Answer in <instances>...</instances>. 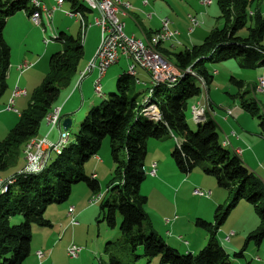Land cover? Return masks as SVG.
I'll return each mask as SVG.
<instances>
[{
  "label": "trees",
  "instance_id": "obj_1",
  "mask_svg": "<svg viewBox=\"0 0 264 264\" xmlns=\"http://www.w3.org/2000/svg\"><path fill=\"white\" fill-rule=\"evenodd\" d=\"M78 10H89L77 0H68ZM223 25L210 30L202 43L179 51H166L158 45L166 59L172 61L182 76L173 84H156L138 92L133 76L120 74L116 90L85 114L73 142H65L59 152L37 172L24 171L28 141L39 135L45 114L55 106L63 88L71 86L84 54L81 37L60 32L55 40L61 47L50 58L49 71L34 89L30 102L19 112L17 123L0 140V264H23L31 253L32 228L52 227L44 212L47 205L65 202L74 184L87 183L99 193L100 184L94 175H86L83 165L96 155L103 138L109 136L114 170L108 182L109 197L102 204L104 221L116 227L121 216L119 237L106 241L108 264H137L160 257V264H230V255L218 241L217 231L241 200L254 207L259 218L257 228L247 235L257 245L264 240V185L240 159L223 145L213 116H186L188 101L201 94L200 80L206 84L213 75L208 64L235 59L242 69L264 66V15L259 9L248 13L251 0H216ZM23 10L32 13L31 0H0V97L8 88L11 48L4 39V25ZM246 29V35L239 34ZM189 69V71H187ZM242 86L243 81L233 78ZM149 96L160 113L158 120L142 114V100ZM241 107L247 112L259 110L255 98L242 97ZM174 138L172 158L183 174L200 166L205 174L216 177L218 186L227 191L225 201L218 204L213 221L201 217L195 225L206 231L207 244L197 252L180 251L152 228L145 213L148 197L140 187L146 179L145 159L148 139ZM21 221L14 223V217ZM248 241L245 246L248 245ZM244 246V247H245ZM238 254V253H237ZM236 254V255H237ZM242 255V251L241 254ZM262 264V263H261Z\"/></svg>",
  "mask_w": 264,
  "mask_h": 264
},
{
  "label": "rangeland",
  "instance_id": "obj_2",
  "mask_svg": "<svg viewBox=\"0 0 264 264\" xmlns=\"http://www.w3.org/2000/svg\"><path fill=\"white\" fill-rule=\"evenodd\" d=\"M46 1L52 2V0ZM77 1L79 4L87 5L83 0ZM148 1L151 10L145 11L144 16L141 15L140 19L145 23L147 28H149V20H152L151 28H153L158 26L159 20L161 22L164 18L168 20L171 18L175 24L173 27L177 28V32L180 35L184 38H187V35L199 37L197 41L201 43L210 30L223 25V20L219 18L221 14L220 6L216 0L209 6L202 5L200 0ZM153 2H156V4ZM257 7L264 13L263 0H251L247 7L248 13ZM70 9V4L67 2L63 8L55 10L51 26L47 27L46 30L33 24L30 18H27L28 21L21 20L20 15L25 14L23 10L15 12L4 25V39H6L11 48L10 52L12 56L16 58L28 51L27 54L33 53L35 57L33 59L30 58L31 62L27 60L30 64L33 63L31 69L21 74L18 72L17 76L14 77L13 84H10L0 97V129L3 127L5 131L1 129L0 132L3 131V137L7 135L9 129L19 119L18 113L11 110L8 111L7 109L16 79L18 80L17 84L20 89L25 87V90H27L26 96L15 98L14 108L20 112L28 105L34 89L41 84L47 75L52 54L61 47L60 42L53 43L54 37L59 33L56 24L67 26V35H76L78 30L80 31L81 23L79 19L76 16L66 15V12H69ZM95 11L88 13L89 22L92 24L94 22ZM120 13L121 11H118V17H120ZM189 13L200 15V18H205V24L200 26V28H203L202 31H205L203 36L200 35L201 33L198 34L199 31L195 35L187 33L189 23L186 17ZM149 14L152 16L149 17ZM95 25L93 24V27L89 28L87 40L88 42L97 44L99 42L98 38H101V29ZM33 28L36 29L34 30ZM200 28L197 30H200ZM246 33L247 31L244 28L239 32L242 36L246 35ZM262 42L264 43V40ZM187 45H190V43H187ZM51 49H54L53 52ZM85 49H88V46ZM180 49H183V47L177 46V51H180ZM45 52L46 56L44 57ZM122 65V63L118 62L109 67L107 78L104 79L103 77L102 86L106 79L113 77V80L111 86L102 90L103 94L95 91L93 87L95 80H92V82L90 79L93 76L89 77L90 80L85 82L84 86L92 94L91 98L93 102L81 105L80 99L76 100L77 111L72 117L74 122L68 130L69 142L74 141L73 139H75L79 126L85 118V113L116 90L119 74H114V72L117 69L120 70L123 67ZM208 70L214 77L212 82H208V85L210 96H212L214 103V110L211 113L217 122L219 137L221 140H228L229 146L227 148L232 154L235 153L236 148L239 149L240 159L255 173L264 185V93H260L257 89L259 83L258 77L264 76V68L242 69L235 59H230L223 62L210 63L208 64ZM233 78L243 81V85L240 86L233 82ZM132 81L137 92L143 89V86L137 83L135 76L132 78ZM66 92L63 88L55 102L60 103V100L64 99L66 95H69L70 98L72 93ZM78 94L79 91L77 96ZM242 97L256 98L260 109L253 114L245 111L240 104ZM199 98L201 97L196 96L191 98L188 101V109H186L188 123L193 128L195 127V123L192 120V110L190 108L192 103ZM235 104L239 105L236 108L241 110L240 113L235 112L233 114L228 110L229 108L232 109L233 107L231 106ZM66 113L68 112L64 109L59 115L63 118ZM44 126L45 121H42L41 127ZM51 138L55 139L54 141L58 140L57 137L51 136ZM149 141L153 143L152 139ZM110 145L109 136H106L103 138L101 147L97 151L98 153L83 165L86 175L90 176L91 173L97 174L98 177L96 178L100 184L99 193L94 194L86 182L80 181L73 185L71 194L65 202L47 205L48 207L44 212V216L52 222L53 226H33L30 244L31 253L23 264H108V257L105 256L106 241L118 239V228L121 223V216L119 215L117 225L114 228L109 227L103 219L102 203L110 195L107 191V185L115 167L110 152ZM151 162L157 163L158 173L156 176H150L148 173L151 170ZM173 162L170 153L162 145L148 149L146 162H144L147 175H145L146 179L142 182L140 188L141 193L148 197L144 208L145 213L151 220L152 228L155 230L162 231L163 234H166V230L175 231L176 234L179 231V233H182L183 238L179 240L181 243L180 247L174 246L178 248L180 253L185 249L183 245L184 241H189L191 247L195 249L193 252H197L203 247L202 245L207 244V241L204 239L206 232L202 228L194 226L195 219L198 215H202V217H206L207 219L208 217L214 218V212H209L210 207H212L210 202L213 199H219L220 194H225L227 197V191L218 186L215 176L205 174V171L200 166L195 167L189 175H179ZM202 179H205L203 185H201ZM193 187L212 188L214 191H217V194L214 198L212 197L213 199L206 200L205 197L193 196ZM71 205L75 206L73 215L69 214ZM254 210V207L246 200H241L230 211V215L220 226V235L225 234L226 236L230 232H234L229 237L230 240L224 237L223 239L220 235L217 237L221 246L230 255V264H264V240L260 245H257L253 239L248 241L247 237L259 225V218ZM73 218H76L79 222L78 225H72ZM20 219L21 217L17 216L11 221L18 223L21 221ZM174 222L177 223L173 229ZM175 228L178 230H175ZM247 241L248 245L245 246ZM72 243L82 248L81 254L75 258L69 257L67 254V247ZM37 250H42L45 253L44 257L36 258ZM241 251L242 255H239ZM137 264H146V261L142 260ZM148 264H160V257H153Z\"/></svg>",
  "mask_w": 264,
  "mask_h": 264
},
{
  "label": "built area",
  "instance_id": "obj_3",
  "mask_svg": "<svg viewBox=\"0 0 264 264\" xmlns=\"http://www.w3.org/2000/svg\"><path fill=\"white\" fill-rule=\"evenodd\" d=\"M56 5L52 8L46 6L41 0H31L34 10L30 14V19L33 24L42 27L43 30L51 26L54 10L60 8L65 0H55ZM87 4L89 10L98 12L96 18H94V24L99 25L101 28V40L99 47H97V52L93 60L86 67L85 71H81L79 74L78 85L81 80L86 77L87 73L97 70L98 77L95 79L94 88L95 91L99 94L101 93V78L108 69V67L117 63L120 55H124L129 60L131 64L128 66L127 73L132 76L137 75V67H140L146 70L150 76V85L151 87L156 84H173L179 80L183 75L182 71L169 60L165 59L163 54L159 51L158 45H162L165 42L176 40L179 32L171 28L170 20L164 18L161 20V26L155 32H152V36L149 40L144 41L142 39L136 38L134 35L126 34L125 24L120 20L117 13L118 11L126 13V10L131 7V4L128 2L121 3V0H83ZM202 5L209 6L214 2V0H200ZM123 7L120 9L119 5ZM42 15L45 16L43 19ZM68 16H76L81 23V37L83 39L84 34H86L87 28L90 26L84 22L82 14L75 10H69L66 12ZM152 15L149 14V17ZM189 21V27L187 32L192 33L197 27H200L202 20L194 14H189L187 17ZM55 40V37H54ZM48 43V42H47ZM31 64L22 63L18 66L20 72H23L25 69L29 68ZM189 71V69H187ZM259 83L257 85L258 91L264 93V78L259 77ZM26 90L20 89L19 86H16L13 89L12 97L8 102L7 109L8 111H18L14 108V102L16 97L25 96ZM146 96L142 100V114L151 118V120H158L160 118V113L157 105L151 102ZM192 109V116L197 118L198 116L203 115L204 111L197 109L195 107ZM198 110L202 111V114H197ZM230 111V110H229ZM231 112V111H230ZM61 113V107H53L48 114H45L44 120L48 124L49 132H51L55 127L59 128V137L56 141H51L48 139L47 135L34 137L28 141L25 150V166L24 171L26 172H37L41 170L49 157L50 152H59L61 146L67 142L69 138L68 131H63L61 127L62 117L59 115ZM227 144L226 142H224ZM239 153V151H238ZM156 164H152L150 174L154 176L156 174ZM2 180L0 179V185ZM193 195L200 197H210L212 195L211 190H207L201 187L193 188ZM74 207L71 206L69 209V214L73 215ZM72 225H78L76 218L72 219ZM234 232L225 237L229 240L231 235ZM82 248L76 244H71L67 248V254L69 257L75 258L79 256ZM37 258L44 257L45 253L42 250L36 252Z\"/></svg>",
  "mask_w": 264,
  "mask_h": 264
},
{
  "label": "crops",
  "instance_id": "obj_4",
  "mask_svg": "<svg viewBox=\"0 0 264 264\" xmlns=\"http://www.w3.org/2000/svg\"><path fill=\"white\" fill-rule=\"evenodd\" d=\"M46 6H48L49 8H52V7H54L55 5H56V1L55 0H52V2L51 3H49L48 1H46V0H41ZM264 1V0H263ZM67 2H69V4H70V10H76V8L75 7H73L72 6V3L70 2V1H68V0H65L64 1V3H63V5L61 6L62 8H63V6L65 5V3H67ZM124 2H128V3H130L131 4V7H129V9L128 10H126V13L125 14H123V12H121L120 13V20L122 21V22H124V24H125V31H126V34H130V35H134L136 38H139V39H142V40H144V41H147V40H149L150 38H151V36H152V32H155V30H157V29H159V27L161 26V22H160V20H159V24H158V26H156V27H153V28H151V24L153 23L152 22V20H149L148 21V25H149V28H147V26L145 25V23L142 21V20H140L141 19V15L142 16H144V12L145 11H147L148 9H150L151 10V7H149V1L148 0H121V3L123 4ZM154 4H156V2H153ZM87 6V5H86ZM60 7V8H61ZM88 7V6H87ZM119 7H120V9L123 7L121 4L119 5ZM34 9V8H33ZM59 9V8H58ZM256 9H259V11H260V8L259 7H257ZM255 9V10H256ZM57 10V9H56ZM255 10H250V14H253V11H255ZM81 11V12H80ZM54 12H55V10H54ZM78 12H80L81 14H82V17H83V19H84V22L87 24V25H89L90 24V26L87 28V31H86V34H84V36L85 37H83V39H82V37L80 36L81 35V29H80V31L78 30V32H77V34L76 35H74V34H71V36H77V35H79L80 37H81V41H82V43H83V49H84V54H83V57H82V59H81V61H79L80 62V64H79V68H78V72H77V74H75L76 75V77H75V79H74V81L72 82V84H71V86H69V88L68 87H66V88H64V90H66L67 92H70V93H72L71 94V96H70V98H69V95H66L65 97H64V99H62V100H60V103L58 102V103H56L55 104V106L54 107H61V112L64 110V109H66L67 110V112L68 113H66L65 114V117H63V118H66V117H69V118H72L73 117V115H74V113L77 111V101L76 100H78V99H80L79 101H80V103H81V105H84L85 103H87V102H89V103H91V102H93V100H92V94L91 93H89V90H87L86 88H85V86H84V84H85V82H87V81H89L90 79H91V81L93 80H95L97 77H98V73H97V70L95 69V70H93L92 72H90V73H88V74H86V77L85 78H83L82 80H81V82H80V84L78 85V81H79V74H80V72L81 71H85V69H86V67L90 64V62H91V60H93L94 59V57H95V54H96V52H97V47H99V44H100V40H101V38L99 37L98 39H99V42L97 43V44H95L94 42H88V40H87V34H88V31H89V28H91V27H93L92 25L94 24H92L91 22H89V18H88V13L89 12H93V11H91V10H79ZM260 13L261 14H264L263 12H261L260 11ZM95 15H94V18H96V16L98 15V12H96L95 11V13H94ZM189 14H191V13H189ZM188 14V15H189ZM188 15H187V17H188ZM194 15H196V14H194ZM68 16V15H67ZM199 18L201 17L200 15H197ZM20 19L22 20L23 19V21H28L27 20V18H30V15L27 13V12H25V14H21L20 15ZM42 17H43V19H45V16L44 15H42ZM169 18H170V16H168ZM187 17H186V19H187ZM93 18V19H94ZM201 20H202V24H205V18H200ZM170 20H172L171 18H170ZM32 21V20H31ZM94 21V20H93ZM8 22V21H7ZM188 23H189V21H188ZM56 24V23H55ZM201 24V25H202ZM58 27H56V28H58L59 29V33L60 32H64L66 35H67V33H66V27L67 26H64V25H61V24H56ZM173 25L175 26V24L173 23V20L171 21V28L173 29V31L174 30H177V28H175V27H173ZM95 26H98L99 28H100V26L99 25H95ZM40 27V26H39ZM188 27H189V25H188ZM80 28H81V26H80ZM198 28H200V27H197L195 30H193L192 31V33L191 34H196L198 31V34L199 33H201L200 35H202L203 36V34H205V31H202L203 30V28H200V30H197ZM215 28V27H214ZM34 29V28H33ZM36 29V28H35ZM34 29V30H35ZM101 29V28H100ZM46 30V29H45ZM188 30V29H187ZM210 32V31H209ZM188 33V32H187ZM189 34V33H188ZM208 35V34H207ZM206 35V36H207ZM205 36V37H206ZM199 38V37H198ZM196 36H188L187 35V38H184L182 35H180V33H179V35L177 36V39L176 40H172V41H169V42H165V43H163L162 45H159L161 48H163L164 50H166V51H170V52H179V51H177V46H181V47H183V49H180V51H182V50H185V49H188V48H190V47H192L193 45H197V44H199L198 42L199 41H197V40H199ZM87 40V41H86ZM55 42H57L56 40H54V42L53 43H55ZM203 42V41H202ZM201 42V43H202ZM187 43L189 44L190 43V45H187ZM49 44V43H48ZM264 44V43H263ZM88 46V49H85L86 47ZM52 50V52H53V50L54 49H51ZM27 52L28 51H26V52H24L21 56H19V57H16V58H14L13 56H12V53H11V56H10V63H9V65H10V67H9V70H8V76L6 77L7 78V85L9 86L10 84H13V81H14V77L15 76H17V73L18 72H20V70L18 69V66L20 65V63L22 62V63H29L30 64V62H31V59L30 58H32L33 59V57H35L34 56V54L33 53H30V54H27ZM46 56V52H45V54H44V57ZM164 56V55H163ZM43 57V58H44ZM164 58H165V56H164ZM166 59V58H165ZM27 60H30V62H28ZM168 60V59H167ZM117 61L119 62V63H122L123 65V67L119 70V69H117L115 72H114V74H122V73H124V72H126L127 71V69H128V66L131 64V60H129V58H127L126 56H124V55H120V57H119V59H117ZM117 62V63H118ZM171 63H173L172 61H170ZM21 63V64H22ZM18 64V65H17ZM33 64V63H32ZM31 64V66L29 67V68H27V69H25L23 72H20V74L21 73H24V72H26V71H28L29 69H31V67L33 66ZM37 64V63H36ZM110 67V66H109ZM109 67H108V69L106 70V72L104 73V75H103V77H104V79L105 78H107V73H109L108 71H109ZM14 68H15V70H14ZM259 68H264V66H262V67H259ZM137 75L135 76L136 77V81H137V83H139V85H141V86H143V88H145V87H150L151 85H150V76H149V73L146 71V70H144V69H142V68H140V67H137ZM118 75V76H119ZM18 76H19V74H18ZM91 76H93L92 78H90L89 79V77H91ZM115 76V75H114ZM103 77L101 78V84H102V81H103ZM134 77V76H133ZM259 77H263L264 78V76H259ZM258 77V78H259ZM213 78L214 77H212V79H211V81L210 82H212V80H213ZM86 79H88V80H86ZM112 80H113V77H111L110 79H106L105 80V83H104V85L103 86H101L102 88H101V93L100 94H103L102 93V90H104L106 87H108V86H111V84H112ZM17 79H16V84H15V86H14V88L13 89H15V87L16 86H19L18 84H17ZM92 81V82H93ZM200 86H201V89H202V91H201V94L200 95H198V96H200L201 98H199V99H197L195 102H193L192 103V105H191V108H193V107H195V108H197V109H200V110H202V111H204L208 116H212V111L214 110L213 108H214V103H213V100H212V96H210L211 94H210V90H209V85L208 84H206L204 81H202V80H200ZM13 89H12V91H13ZM23 89L25 90L26 88L25 87H23ZM71 89V91H69ZM63 90V89H62ZM78 91H79V94H78V96H77V93H78ZM66 92V93H67ZM69 93V94H70ZM12 94H13V92H12ZM12 94H11V97H12ZM26 95H27V90H26ZM25 95V96H26ZM20 97H22V96H20ZM141 99H143V98H141ZM256 99V98H255ZM71 101V102H70ZM237 106H239V105H234V106H231V107H233L232 109L231 108H229L228 110H230L231 111V113H240L241 112V110H239L238 108H236ZM190 108V110H192ZM1 111V110H0ZM1 113V112H0ZM19 115V112H18V114H17V116ZM19 117V116H18ZM45 121V120H44ZM72 122H74V120H73V118H72ZM73 124V123H72ZM0 126H1V123H0ZM49 126H48V124H47V122L45 121V126L44 127H39V135L37 136V137H39V136H44V135H47L48 136V139L49 140H51V141H54L55 139H53V138H51V136H53L54 138H58L59 137V128H57V127H55V129H53L51 132H49V128H48ZM1 129H3V127L1 128ZM1 129H0V131H1ZM3 131H4V129H3ZM3 131L2 132H0V140L3 138ZM5 132V131H4ZM55 133V134H54ZM150 139H148V142H147V152H148V149H153V148H155V147H158V146H160V145H162V147H164V149H166L169 153H170V157H171V159H173L172 158V152H173V148H174V144H175V139L174 138H172V137H170V138H168V139H164V140H157V139H153L152 138V140H153V143L152 142H150L149 141ZM222 141V143H223V145H225V147H227V146H229V143H228V140H221ZM224 142H226L227 144H225ZM238 151H239V149L238 148H236L235 149V152H237L238 153ZM54 153L55 152H50L49 153V157H48V159H47V161H46V163L52 158V156L54 155ZM239 154V153H238ZM240 155V154H239ZM173 161H174V159H173ZM145 162H146V159H145ZM153 163H155V162H151V168H152V164ZM174 163V165H175V167H176V169H177V172H178V174L180 175V174H183L181 171H179V169L177 168V166H176V163L175 162H173ZM156 164V168L158 169V166H157V163H155ZM146 169V168H145ZM149 173V175L150 176H153L152 174H150V171L148 172ZM158 173V171L156 170V174ZM191 173V172H190ZM156 174H154V176H156ZM91 175H94V176H96V177H98L97 176V174L96 173H91ZM147 175V174H146ZM178 175V176H179ZM187 175H189V173H187ZM95 177V178H96ZM203 183H205V179H202V183H201V185H203ZM141 188V187H140ZM193 188H195V187H193ZM201 188H204V187H201ZM205 189V188H204ZM207 190H211L212 191V195L210 196V197H208V198H206V200L207 199H209V200H211V199H213L214 198V196L217 194V191H214L212 188H209V189H207ZM192 194H193V189H192ZM194 196V195H193ZM196 196V195H195ZM213 197V198H212ZM225 198H226V195L225 194H220V198L219 199H213V200H211V202H210V204H212V207H210V213H213L215 210H214V208L216 209V207H217V205L218 204H221V203H223L224 201H225ZM71 206H73V205H71ZM74 208H75V206H73ZM214 214V213H213ZM197 217H201V218H203V219H206L207 221H213V218L212 217H208V219L206 218V217H202V215H198ZM168 220V219H167ZM177 220H178V218H177ZM176 223L177 222H174L173 223V229H174V226L176 225ZM79 224V223H78ZM172 229V230H173ZM220 229V228H219ZM175 230H178V229H176L175 228ZM156 231L164 238V240L167 242V244H169L170 246H172V247H180V242H179V240H182V233H179V235H177L176 233H175V231H170V230H166V234L164 233H162V231H158L157 229H156ZM205 231V230H204ZM219 231L220 230H218L217 231V237H218V235H220L219 234ZM206 232V231H205ZM221 233V232H220ZM231 233V232H230ZM229 233V234H230ZM228 235V234H227ZM227 235L225 236V234L224 235H220L221 236V238H225V237H227ZM216 237V238H217ZM208 238V236H207V233H206V236H205V238L204 239H206V241L208 240L207 239ZM223 238V239H224ZM226 239V238H225ZM230 240V239H229ZM178 242V243H177ZM73 244V243H72ZM205 244V243H204ZM183 245L185 246V249H184V251L182 252V253H184V252H193V251H195V249H193L192 247H191V243L189 242V241H184L183 242ZM203 247L205 246V245H202ZM69 247V246H68ZM67 247V248H68ZM174 247V248H175ZM202 248V247H201ZM176 249H178V248H176ZM38 251V250H37ZM36 251V252H37ZM81 252H82V250H81ZM81 252H80V254H81ZM79 254V255H80ZM38 257V256H37ZM36 257V258H37ZM40 261H41V259H40Z\"/></svg>",
  "mask_w": 264,
  "mask_h": 264
},
{
  "label": "water",
  "instance_id": "obj_5",
  "mask_svg": "<svg viewBox=\"0 0 264 264\" xmlns=\"http://www.w3.org/2000/svg\"><path fill=\"white\" fill-rule=\"evenodd\" d=\"M72 118L66 117V118H62L61 121V127L63 131H68L70 126H72Z\"/></svg>",
  "mask_w": 264,
  "mask_h": 264
},
{
  "label": "bare ground",
  "instance_id": "obj_6",
  "mask_svg": "<svg viewBox=\"0 0 264 264\" xmlns=\"http://www.w3.org/2000/svg\"><path fill=\"white\" fill-rule=\"evenodd\" d=\"M77 11H79V10L77 9ZM80 12H81V11H80ZM197 114H198V115H199V114H202V111L198 110Z\"/></svg>",
  "mask_w": 264,
  "mask_h": 264
}]
</instances>
